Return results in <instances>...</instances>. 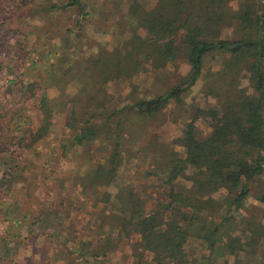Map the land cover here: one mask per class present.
Wrapping results in <instances>:
<instances>
[{"label":"trees","instance_id":"1","mask_svg":"<svg viewBox=\"0 0 264 264\" xmlns=\"http://www.w3.org/2000/svg\"><path fill=\"white\" fill-rule=\"evenodd\" d=\"M108 1L115 4L116 19L87 0L35 8H30L34 0H23L8 20L18 24L16 32L24 39L28 32L36 36V51H46L36 78L9 83L22 104L7 119L0 116V264H18L28 240L34 243L39 235L57 241L53 259L62 264L106 259L122 242L129 245L134 264H264V0H156L153 7L147 0ZM122 6L126 13L119 12ZM74 9L77 25L66 30L48 26L54 11ZM93 12L103 18L98 30L105 35L111 21L119 40L113 46L83 43L90 54L79 57L71 53V37L82 41L81 19H92ZM18 45L25 50L23 41ZM217 55L224 56L219 69L207 67ZM180 62L190 71L178 85L108 111L106 85ZM200 80L205 103L188 105L184 98ZM76 81L81 86L71 93ZM50 90L57 95L51 98ZM171 105L176 106L172 121H182V135L171 143L151 140L125 157L132 114L157 118ZM32 108L35 120L29 115ZM63 115L67 121L58 138L55 120ZM199 122L209 126L206 136ZM51 143L58 150L49 159L82 149L87 163L99 162L71 179V185L53 179L57 187L41 188L23 157L41 158L40 148ZM141 156L148 160L144 177L154 191L128 183L115 195L109 192L125 161ZM75 189L83 200L81 212L72 199ZM34 190H47L50 201L57 198L49 204L33 197L41 208L28 213L24 206ZM250 197L260 205L236 217ZM80 221L86 223L76 230ZM192 240L202 244L200 258L187 251Z\"/></svg>","mask_w":264,"mask_h":264},{"label":"rangeland","instance_id":"2","mask_svg":"<svg viewBox=\"0 0 264 264\" xmlns=\"http://www.w3.org/2000/svg\"><path fill=\"white\" fill-rule=\"evenodd\" d=\"M23 0H0V116H5L4 119H7V116L11 114L12 110L17 108L22 103L19 102V94L14 90L13 87L9 88V83L11 81H23L24 83H28L29 79H34L37 77V72L41 70V66L44 64L43 59V51H36V48H33L32 45L36 40V36L28 32V36L24 39L25 36H21L20 33L16 32L17 23L10 25L8 20L12 17V15L16 14L17 7ZM29 1V0H28ZM59 0H34L31 3L30 8L37 6L41 3V5L51 6L54 3H57ZM63 1V0H62ZM89 5H96L97 8L102 9V11H106L107 13H112V17L116 19L115 15V4L112 1L106 2V0H87ZM149 7H153L156 3V0H147ZM3 4V5H1ZM234 10L238 9V3L234 2L232 5ZM120 13H126V8L123 6L119 8ZM54 17L51 20V24L48 26L52 30L63 29L66 30L68 27H72L73 25H77V21L79 17L77 16L76 10H68V12L54 11ZM114 14V15H113ZM91 17H87V19H81L84 21V25L82 31L84 33V37L82 39V43L76 39L75 36H72L73 39L71 42V47L74 52H71L76 55L78 53L79 57H84L85 55L90 54V48L88 44L84 45L83 43L92 42L91 44L95 45L99 42L108 43L109 46H113L119 38L116 37L115 29H112V22L110 21L107 26V33L104 35L103 31L98 30V25L100 26L101 19L100 14L97 12H93ZM16 17V16H13ZM32 17H27L26 21L31 24ZM87 21V22H86ZM72 23V24H71ZM44 27V24H42ZM23 28V25H20ZM47 25L44 27L46 28ZM103 27V25H102ZM104 28V27H103ZM106 29V27L104 28ZM75 30H79V27L76 26ZM141 35L144 36L142 33ZM63 38V37H61ZM23 41V44H26L25 50L20 49L18 42ZM29 41V44L27 45ZM57 41L58 45H63V42ZM223 55H217V60L208 61L207 67H212L214 70L219 69V61L222 60ZM35 61L39 63V66H35ZM190 71L189 65L186 63L180 62L177 64L176 68H168L166 70L151 71L144 72L139 74L133 80H124L117 81L111 84L106 85V92H108L111 102H108V111L111 112L115 108L127 107L131 104L135 103V101L140 99H146L154 97L158 94L164 93L168 89L178 85L182 77L188 75ZM20 77V78H19ZM81 84L76 81L70 87V92L74 93L78 88H80ZM16 87V86H15ZM19 87V86H18ZM203 87V82L200 80L197 84L191 89V91L185 96L184 100L188 105L190 104H200L204 105V101L201 96V89ZM49 95L52 98L57 95L55 90H50ZM29 103V102H28ZM27 103V104H28ZM29 106L31 105L28 104ZM176 106L171 105L167 108L166 111L163 112L159 117H144L136 116V114H132L131 120L134 121L133 124L128 123V128H126V138L127 142L123 145L122 150L126 153L125 157H127V152L132 151L136 153L139 149H143L147 147L149 141H156L158 143H171L176 138L182 135L183 125L180 120L178 123L172 121L173 112ZM29 115H31L34 120L36 117V111L29 110ZM3 119V120H4ZM57 127L59 129L56 131L61 137L63 133V126L67 121V116H57L56 118ZM133 125V126H132ZM199 129L201 130L203 136H206L210 132L209 126L204 122H199ZM151 141V142H152ZM102 143V141H101ZM103 144V143H102ZM107 146V144H104ZM102 146L101 144H97L96 147ZM109 147V146H107ZM57 149L55 147V143H51L45 147H41L40 150L41 158L35 157L34 155L25 154L23 158L28 161L30 167V173L34 175L36 178L40 179L41 188L44 185L47 187L54 189L53 187H57L56 183L53 179H65L66 184L71 185V179H78L85 175L88 167L95 166L96 162L99 160L95 159L93 163H87L84 158L83 150L77 149L68 155L67 158H60L58 161L53 157L49 159L48 157L53 156L52 150ZM58 150V149H57ZM179 152L183 154V149L178 148ZM126 160V159H125ZM147 161L145 157L141 156L139 160L135 161H125L122 166V169L119 172L118 180L116 183L111 186L109 192L115 195L120 188L125 186L126 184H133L138 190H142L143 192L151 193L154 191L151 187V181L146 180L144 177L145 170L147 169ZM72 187V186H71ZM73 188V187H72ZM74 189V188H73ZM33 191V190H32ZM253 191L258 193V188H255ZM65 194V193H64ZM224 193H219L216 195V198L223 199ZM37 196L45 203H51L52 200L57 198V195H53L51 197V201L49 200V193L47 190H44L43 194H39L38 190H34L32 196L27 198V202L25 203V210L28 213H36L38 209L41 208V204L36 202L33 197ZM72 199L75 202L74 206L76 209L81 208L79 212L82 211L84 205L83 200H81L78 190H73ZM254 205H260L254 197H250L246 201V210L236 213V217H241L242 214L246 215V212L250 211ZM73 209V215L77 216L78 210ZM34 215V214H33ZM83 220L87 219L84 217L83 213L80 214ZM32 217V216H31ZM81 222V221H80ZM77 223L76 230H80L84 223ZM2 226L0 225V231L2 230ZM58 246L56 240L51 239L45 235H39L37 239L34 241L29 239L27 242V248L23 250L19 257L17 258L18 264H62L61 262H56L53 259L55 248ZM187 251L197 258H200V255L203 253L202 244L199 241L192 240L187 245ZM204 254V253H203ZM135 261L132 257L129 245L127 242L120 243L119 248L112 252L106 259H92L87 264H134Z\"/></svg>","mask_w":264,"mask_h":264}]
</instances>
